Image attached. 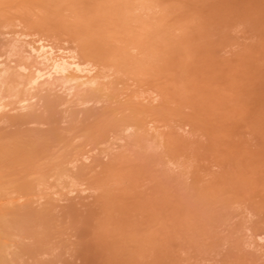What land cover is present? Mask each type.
<instances>
[{
    "label": "rangeland",
    "instance_id": "374dc122",
    "mask_svg": "<svg viewBox=\"0 0 264 264\" xmlns=\"http://www.w3.org/2000/svg\"><path fill=\"white\" fill-rule=\"evenodd\" d=\"M0 217L6 264H264V0H0Z\"/></svg>",
    "mask_w": 264,
    "mask_h": 264
},
{
    "label": "bare ground",
    "instance_id": "6f19581e",
    "mask_svg": "<svg viewBox=\"0 0 264 264\" xmlns=\"http://www.w3.org/2000/svg\"><path fill=\"white\" fill-rule=\"evenodd\" d=\"M128 3L129 2L125 3V6H127ZM29 54L32 62L26 69L29 71V82L33 84H37L41 81H50L49 84L55 83L57 78L63 77L71 67H75V69L79 71V67L75 63L73 56L71 57V55L67 54V51L64 49L55 48L50 44L48 45V43H43V41H36L34 45L33 43L32 45L30 44ZM4 244L2 245L3 248L0 247V264L4 263V260L2 262L3 258H1L4 255V253L1 255L2 251H4L3 249H5Z\"/></svg>",
    "mask_w": 264,
    "mask_h": 264
}]
</instances>
